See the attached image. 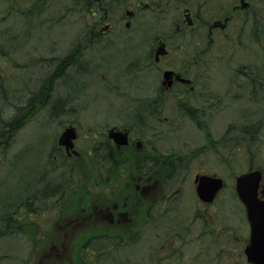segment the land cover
Instances as JSON below:
<instances>
[{
	"label": "rangeland",
	"instance_id": "1",
	"mask_svg": "<svg viewBox=\"0 0 264 264\" xmlns=\"http://www.w3.org/2000/svg\"><path fill=\"white\" fill-rule=\"evenodd\" d=\"M245 2L247 8L241 0H0V264H42L49 254L45 264H250L236 178L252 166L264 168V42L256 40L249 14L264 0ZM175 7L198 9V27H188ZM227 15L225 30H214L209 40V24ZM158 36L186 48L179 64L192 58L198 41V59L207 61L198 67V90L211 97L198 115L174 113L170 93L159 104L164 113H152L159 68L177 64L152 65ZM66 58L72 60L59 67ZM69 125L83 155L95 138L120 127L136 140L151 138L156 157L169 162L154 173V190L156 196L169 189L167 207L176 210L154 226H138L140 242L126 237L103 262L84 254L100 245L89 236L76 254L74 229L41 205L64 187L83 186L92 171L87 158H55ZM123 153L134 155L128 161L134 168L142 161L135 146ZM176 165L178 176L171 173ZM197 173L223 179L214 203L199 200ZM260 191L264 199V182ZM70 212L68 219L83 218ZM167 238L171 243L163 245Z\"/></svg>",
	"mask_w": 264,
	"mask_h": 264
},
{
	"label": "flooded vegetation",
	"instance_id": "2",
	"mask_svg": "<svg viewBox=\"0 0 264 264\" xmlns=\"http://www.w3.org/2000/svg\"><path fill=\"white\" fill-rule=\"evenodd\" d=\"M139 1L141 0H137V2ZM149 1L152 0H147V2ZM169 1L181 2V0ZM139 5L140 3L137 6ZM149 6L150 4L146 3V7L149 8ZM175 10L183 11L185 18L183 22H187L188 27H198V9L196 11L193 8L184 7L181 9V7H179ZM125 13L127 17H132L134 14L129 8H127ZM228 17L229 16L227 15L224 19ZM224 19L219 20L222 21ZM215 21H218V19L213 20L208 26L207 36L209 37V40L214 30H225L219 27L212 28V24ZM127 23H129L128 26ZM127 23L125 27L129 29L131 27V22ZM180 30L181 28H178V32H180ZM156 38V44L150 52V56L153 59L152 65L160 66L162 62L165 63L171 61H174L178 65H165V67L162 66L159 68L162 69V81L159 87V94L156 96L154 105L151 108L152 113H164L159 104L167 99L168 95L166 94L170 93L173 95V99H175L173 106L170 107L174 113L198 115V112H201L202 109V106L200 105H203V103L208 104L209 99H211L207 94L200 96V93L203 91L198 90V82L200 79L199 74L202 75V70L198 69V67L200 65H207V61H201V59H198V41L195 42L193 49H190L189 51L192 58L189 60L185 59V63L179 64L177 56L180 53L185 54L186 51L184 50H186V48L182 47V45L178 46L179 48H176L174 43L170 42L169 37L158 36ZM167 71L172 72V74L166 80L164 75ZM165 121L169 120L166 118ZM112 129L127 132L128 138L126 145H120L115 139L110 138V132ZM136 139L138 138L135 137L134 139L131 129L112 127L108 129L107 132L101 134L98 139L95 138V140L92 141V144L89 145V153L87 155H83L77 148V139L74 140V147L70 149H67L64 145H60L58 139L57 152L59 155L55 156L56 159H58V156L62 161L63 159L67 161L72 158H74L73 160L87 158L86 162L89 160L92 171L84 180V184H82L83 186L77 188L71 186L64 187L60 192L61 194H53L48 202L45 201V199H42L44 202L41 205L45 209H52V214L58 217L57 219L58 221H61L62 225L67 226V230L74 229L73 240L76 242V245H78H73L76 254H82L78 249L81 248L83 244L86 248L89 241L86 240L87 236L92 237V242H94V244L95 241L100 243L98 249L93 248L94 250L92 252L89 251V249H86L84 253L92 254L93 256L90 259L94 263L103 262L104 259L107 258L106 254H109L116 247L119 248V243H124L125 238L128 236L133 235V244L140 242L141 239L139 235L135 238L136 233L138 232V226H154L152 223L156 222L157 224L161 221L163 222L164 219H162V217H167L171 209L173 211L176 210L175 204H171V209L167 207L170 206L169 198L171 194L169 189L167 192L166 190L162 191L156 196L154 190V173L161 171V169H159L161 163L167 165V167L162 165L163 168L169 169V162L160 160L156 157L154 147L152 146L150 148L149 146L151 138L149 140H144L142 138L140 140ZM133 146L137 148V151L143 153L142 161L138 162L139 165L135 168L133 163L128 162L129 158L131 159L134 155L123 153V150L131 149ZM166 156L167 154L163 155L164 158H166ZM167 157H170V155ZM124 158L127 162L123 161ZM179 167L180 166L176 165V167L171 169V173H173L174 176L179 175ZM255 169H259L262 172V182H264V168L261 169L254 167L250 170L252 171ZM196 176H198V173L195 174V178ZM128 178L130 181L127 182L128 185L125 186L126 179ZM165 179H167L166 182H169V176L167 178L165 177ZM61 187L62 186H58L55 190H59ZM58 194H60V196L56 197ZM260 196L262 197V191H260ZM87 210H89V213H87ZM70 211L77 216L82 215L83 218L74 217V219H68L66 213H69ZM85 217L91 218V221ZM184 231L185 233L187 232V230ZM122 233L124 234V237ZM166 235L171 237V231L170 233L167 232ZM175 238L178 239L181 237L176 236ZM249 239L250 225L246 247L249 243ZM171 241L172 240L167 238V240L163 241V245L165 242L171 243ZM154 248L153 244L150 248L149 254H153L152 251ZM172 255L170 257H174ZM41 259L42 264H45V262L48 263L52 259V254L42 255ZM76 260L78 259H73L74 264H78L75 263L77 262ZM79 261L83 260L81 259Z\"/></svg>",
	"mask_w": 264,
	"mask_h": 264
},
{
	"label": "water",
	"instance_id": "3",
	"mask_svg": "<svg viewBox=\"0 0 264 264\" xmlns=\"http://www.w3.org/2000/svg\"><path fill=\"white\" fill-rule=\"evenodd\" d=\"M241 7L247 8L248 3L241 0ZM229 18L224 22L218 20L212 24V28H225ZM129 23H127V26ZM172 72L167 71L164 78H167ZM77 138L76 128L69 126L65 128L59 138V144L67 149L74 147V140ZM110 138L116 140L120 145L127 144V132L118 129H112ZM262 181V172L253 170L244 173L236 178V193L245 207L246 216L250 225V239L245 254L250 264H264V199L260 196V184ZM196 194L199 200L205 204L213 203L224 187L223 179L216 176L198 175L195 178Z\"/></svg>",
	"mask_w": 264,
	"mask_h": 264
},
{
	"label": "trees",
	"instance_id": "4",
	"mask_svg": "<svg viewBox=\"0 0 264 264\" xmlns=\"http://www.w3.org/2000/svg\"><path fill=\"white\" fill-rule=\"evenodd\" d=\"M252 9V8H251ZM250 9V10H251ZM249 10V11H250ZM250 17H252L253 19H255V25H253V32L255 33L256 35V40H258L259 42H264V5L262 8H257V10L255 8H253L251 11H250ZM253 23V22H252ZM2 39V38H0ZM2 56L5 57V52L2 50V53H1ZM2 57L0 56V59ZM72 59L70 58H66L65 60H63L62 63H60L59 67H64L66 65H68V63L71 61ZM23 117V114H21V118ZM251 168H254V166H252Z\"/></svg>",
	"mask_w": 264,
	"mask_h": 264
}]
</instances>
